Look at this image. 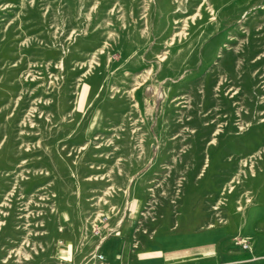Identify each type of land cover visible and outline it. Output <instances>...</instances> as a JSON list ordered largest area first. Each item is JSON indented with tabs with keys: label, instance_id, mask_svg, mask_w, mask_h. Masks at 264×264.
Masks as SVG:
<instances>
[{
	"label": "rangeland",
	"instance_id": "374dc122",
	"mask_svg": "<svg viewBox=\"0 0 264 264\" xmlns=\"http://www.w3.org/2000/svg\"><path fill=\"white\" fill-rule=\"evenodd\" d=\"M254 204L264 0H0V264L236 252Z\"/></svg>",
	"mask_w": 264,
	"mask_h": 264
},
{
	"label": "crops",
	"instance_id": "0c3cea01",
	"mask_svg": "<svg viewBox=\"0 0 264 264\" xmlns=\"http://www.w3.org/2000/svg\"><path fill=\"white\" fill-rule=\"evenodd\" d=\"M264 217V210L256 204L246 210L243 233L250 236V249L227 252L217 241L223 238L224 230L215 228L199 234L174 233L164 237L160 245L148 246L140 259L128 254L126 263L134 264H198L200 255L210 257L204 264H264V227L258 228L259 221ZM124 237L127 232L122 231ZM127 255V254H126ZM227 255V257H226ZM231 255V258H228ZM156 257V258H155ZM223 257H226L224 259Z\"/></svg>",
	"mask_w": 264,
	"mask_h": 264
},
{
	"label": "built area",
	"instance_id": "2783aa9c",
	"mask_svg": "<svg viewBox=\"0 0 264 264\" xmlns=\"http://www.w3.org/2000/svg\"><path fill=\"white\" fill-rule=\"evenodd\" d=\"M240 244H241L242 249H250L251 245L245 239L241 240ZM95 261L98 264H104V257L101 254L97 256L95 255Z\"/></svg>",
	"mask_w": 264,
	"mask_h": 264
}]
</instances>
